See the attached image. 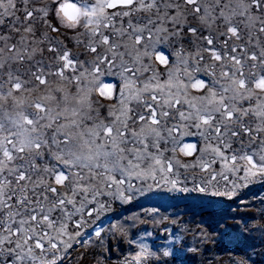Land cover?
Masks as SVG:
<instances>
[{"label": "rangeland", "instance_id": "rangeland-1", "mask_svg": "<svg viewBox=\"0 0 264 264\" xmlns=\"http://www.w3.org/2000/svg\"><path fill=\"white\" fill-rule=\"evenodd\" d=\"M0 264H264V0H0Z\"/></svg>", "mask_w": 264, "mask_h": 264}, {"label": "bare ground", "instance_id": "bare-ground-1", "mask_svg": "<svg viewBox=\"0 0 264 264\" xmlns=\"http://www.w3.org/2000/svg\"><path fill=\"white\" fill-rule=\"evenodd\" d=\"M66 7V6H65ZM66 13H68V15H73V10L72 8L69 6V7H66L65 10H64Z\"/></svg>", "mask_w": 264, "mask_h": 264}]
</instances>
